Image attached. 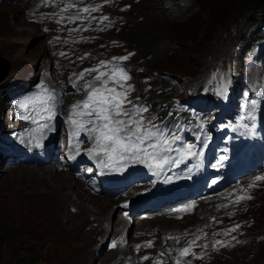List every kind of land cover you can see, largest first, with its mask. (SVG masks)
I'll list each match as a JSON object with an SVG mask.
<instances>
[{
    "label": "rangeland",
    "instance_id": "obj_1",
    "mask_svg": "<svg viewBox=\"0 0 264 264\" xmlns=\"http://www.w3.org/2000/svg\"><path fill=\"white\" fill-rule=\"evenodd\" d=\"M136 1L137 0H124L123 4H129L130 9L132 3L131 10L135 9L143 11V8L136 6ZM174 3H179L177 5L178 9L176 7L168 9L170 5ZM206 4H208V6H205ZM33 5L36 7V4ZM84 5L90 4L87 0H83L82 6ZM96 5H99L98 11L100 13L107 12V10L100 4H95V6ZM155 6L163 8L165 15H162V18H166V22L161 23L158 28L157 39L162 38L166 43L171 45V48H169L170 53L175 51L178 44L180 45V53H183V55L178 56L172 61L169 60V53V57L164 58L162 62L164 65L175 67L187 75V77L180 78L175 76L172 77L178 79V86L181 89L184 86L189 87L191 84L198 82L205 75L207 68L211 65L218 67L221 77L230 74L232 70L236 72L237 76L244 73L246 59L242 58V56L246 52V49L244 48L241 52L240 48L243 44L246 46H249L250 44V40L245 36V32H254L256 28L259 30V24L264 22L263 16L258 14L254 17L250 15V10H245L242 13V16L239 17L238 10L241 9L242 2L226 3L225 1L220 0H156ZM1 7H3L5 13H10L11 8L18 9L19 14L24 17L26 21L25 23L31 28L27 27L26 33L21 34L20 31L14 33L9 31V28V30L7 29L5 21L0 20V81L4 79L0 82V87H4L6 80L9 81L15 79L21 82L24 81L21 79H27L31 75L32 77H36L38 70L42 67H46L48 62L55 67V51L52 48L54 39L68 36L70 34L68 29L57 24L51 28V30L56 33H49L46 29L54 24V22L49 23L51 18L42 22H30L26 19L24 12L31 7L29 5L19 7L9 4H0V8ZM40 14V12L34 13L35 17H38ZM208 16H210V18H208ZM127 17H130V15L128 14ZM193 17H196L199 21L195 22L194 20H191ZM189 25H192L190 27L194 30L195 28H198V26H203L206 35L205 41H207V45L204 46L206 47H196L186 39L179 40V34L185 33V26L189 27ZM33 26L36 27L34 30H32ZM122 27H124V23L120 25L119 32L121 33L118 37V46L114 47L112 51L110 45L114 40L115 35L105 33L100 34L97 37V33H93L82 37V40L88 43L96 41L99 46L95 48V51L101 54V58H98L97 62L92 63V67L96 66L102 60L109 61L110 55L117 56L126 53L125 51L134 50V48L131 49L130 46L129 48H124V41L130 40L131 37L125 34ZM18 28L20 29H17L16 27V30H21V28L24 27ZM179 41L184 42L180 44L178 43ZM49 42L50 47L48 46ZM120 47H122V50ZM87 48L93 47L88 45ZM184 56H186V60L184 59ZM141 58V55L138 54V63H141L142 67L149 73V85L152 90L151 93L153 97L156 98L155 94H158L157 92L160 90L158 84L161 83L154 78L159 75V71L153 70V68L157 67V64L156 62L150 63L148 68L153 71H149L146 62ZM132 62L133 61L131 60V65ZM221 66L225 67L222 68ZM46 69H48V67H46ZM239 71L240 73H237ZM140 72L141 71H136L134 74V80L137 84L140 83V77L144 75ZM53 73V82H58L60 87L68 89L69 83L60 77L59 71L56 70L53 71ZM46 75L49 77L48 70L46 71ZM161 75L170 77L167 73H162ZM143 81H147V79H144ZM181 95H179V97H182ZM71 98L72 94L70 92L65 95L62 101L63 110H66L67 106H65V103ZM2 107H4L3 102L0 101V121L3 125L5 123V118L2 113ZM61 114H64V111H61ZM178 135L181 137V140L177 142H181L182 144H192V140L188 135ZM31 169H34L35 172L41 171V169L35 167L26 169V171L21 167L7 169L3 167L0 162V264H16L15 260L10 262L13 259L11 257L14 255L10 254V247L4 244L1 239L4 233H7V237L14 238L15 244L13 250H20L18 251L20 259H23L22 250H28L33 253L30 257L34 261L33 264L58 263L57 259L54 258L55 255L50 256L49 254L42 253L43 250L41 244H39L41 240L38 234L27 232L26 229H23V227L16 223V217L6 211V206L10 202L6 197V194L10 191L13 192L14 188L20 182H22V185H26L32 180L30 184L35 183L36 187H41L39 181L41 179L39 177L40 174H38L39 176L36 178L26 176V172H31ZM64 171L66 172L65 169ZM66 173L72 176L70 172ZM73 185L76 187L79 186L83 189L81 194L84 193L85 195H89V193L84 190L82 184L75 181ZM224 196L225 195L222 197ZM247 197L250 198L245 199L240 203H234L235 200L228 201L224 199L203 202L196 209L195 213L189 216V218H184L183 220H178L177 218H170L172 220H169V218H167L168 221H166L162 227L153 222L148 224L149 228L146 229L151 233H155L162 229L165 231L166 237L180 238L179 243H177L176 239H169L168 248L172 245L176 250L186 246L188 241L199 236L200 239L198 241L200 244V252H204L206 255V259L204 260L205 263L203 264H264V181L253 186ZM95 198L104 199L102 197ZM112 201L116 203L119 202V200ZM200 206L202 208H200ZM89 207H91V205H89ZM73 211H75V208L70 206L66 207L67 213L72 212V214H74ZM118 211L117 208L115 212L108 214L106 221H104V228H107L108 233L106 238H112V240L118 236V232L120 233L123 227L127 225L125 224L126 221L122 220L118 224L117 230L114 228V230L112 229L109 231L108 226L112 225V227H114L115 223H117V219L120 217ZM203 211L206 212L200 213ZM90 222L91 226L96 228L98 222H94V217H90ZM136 225L131 228L129 234V239L132 244L139 243L142 240L154 239L152 236H150V238H136V232H140L137 231ZM235 225H239L235 232H229L227 235H224L225 231L231 229ZM214 229L216 230L212 231ZM7 237H5V239ZM203 237H207V239H204ZM104 240L100 243V238H95L92 256L85 261V264H127L132 258L138 259L140 256L139 254H136L137 250H135V248L133 250V245L125 248L123 254L118 255V247L112 251L106 252L104 251L106 246ZM218 240L222 241V244H215ZM161 244L162 243L159 245ZM214 244L215 247H213ZM205 245H207V247H205ZM127 255H132V257L129 260H126ZM113 256H118L116 261L111 263L107 261L108 259H112ZM191 260L198 262L196 258H192ZM207 260H209L210 263H208ZM134 262L135 260L133 259L131 263L134 264Z\"/></svg>",
    "mask_w": 264,
    "mask_h": 264
},
{
    "label": "bare ground",
    "instance_id": "obj_2",
    "mask_svg": "<svg viewBox=\"0 0 264 264\" xmlns=\"http://www.w3.org/2000/svg\"><path fill=\"white\" fill-rule=\"evenodd\" d=\"M103 1L104 0H100V5L104 7L107 12L100 13L98 10L93 12L91 17H95L96 19H94L86 32H84V30L70 31V29L73 28L84 29L83 23L78 22L72 28L69 26L64 27L68 29L71 35L69 34L68 36L54 39L52 46L55 51L54 57L56 59L54 64L55 67L61 68V70H59L60 77L69 83L68 89L71 90L72 99L76 98L82 101L85 98L84 91H78V89H82L85 81L90 80L96 73H92L91 76L85 75L84 79H77V77L84 69L92 68L91 64L97 62L98 58H101V54L95 51V48L99 47L97 42L88 43L82 40V37L93 33H97V37L105 33L115 35L114 40L117 37L116 24L120 7L116 6L115 2L104 3ZM31 7L35 8L34 5ZM10 10V13H5L3 7H1L0 20L6 22L7 29H10H8L9 31L14 33L20 31L21 34L26 33V28L30 26L25 23L24 17L19 14L18 9L11 8ZM54 12L55 13H47V19L51 18L49 23L54 22V24L46 30L49 33L55 34L56 32L51 30V28L60 23H57V20H59L58 12ZM105 15H108V20L101 19ZM16 27L17 29H20L18 27L24 28L16 30ZM35 28L36 27L33 26L32 30ZM50 42L48 43L49 47ZM88 45L93 48H87ZM60 53H65V55H60ZM3 80L4 79L1 81ZM65 106H67L66 109L69 108V101H66ZM85 136L87 137V135ZM21 168L26 171V169L32 167L25 166ZM31 172H26V176L36 178L39 176L38 174H40L39 177L41 179L39 181L41 187H36L35 183L30 184L32 180H28L29 183L26 185H22V182H20L14 188L13 192L10 191L6 194L7 199L10 201L6 206V211L14 215L16 217V223L23 227V229H26L27 232L38 234L41 240L39 244H41L42 253L49 254L50 256L55 255L54 258L57 259V264H85V261L92 256L95 238H100V243L106 239L108 233L107 228H104V221H106L108 214L117 210L118 203L105 198L104 200L95 198L91 195H85L84 193L81 194L83 189L79 186H74L73 183L75 181L73 176L67 174L62 169L47 167L37 172L31 169ZM241 180L243 181L241 182ZM244 182H246L245 178L239 176L234 182V185ZM202 203L203 202L200 204ZM89 205H91V207H89ZM67 206L75 208L74 214H72V212H70L71 214L66 212ZM200 208L202 207L200 206ZM205 212L206 211L200 213ZM90 217H94V222H98H96V228L91 226ZM186 218H189V216ZM122 220L126 221V219L119 217L114 228H117ZM166 221H168V219L164 217H154L152 219L140 221L136 225L137 231L149 228L148 224L153 222L162 227ZM118 249V255L124 253V248L118 246ZM117 258L118 256H113L112 259H108L107 261L111 263L116 261ZM132 260H129L127 263Z\"/></svg>",
    "mask_w": 264,
    "mask_h": 264
},
{
    "label": "snow or ice",
    "instance_id": "obj_3",
    "mask_svg": "<svg viewBox=\"0 0 264 264\" xmlns=\"http://www.w3.org/2000/svg\"><path fill=\"white\" fill-rule=\"evenodd\" d=\"M42 2L46 5L53 4L60 7L61 13L75 9L74 14H69L67 17L61 15L57 23L65 21L75 23L76 21L96 19L83 14L96 12L99 8V5L78 6L83 3V0H42ZM101 19L108 20V17L103 16ZM77 30L86 29H70V31ZM60 55H65V53H60ZM127 59V56H123L113 57L110 61L102 60L96 66L86 68L79 73L77 79H84L85 75L91 76L92 73H96V75L92 76L90 80H86L82 89H78V91H84L85 98L71 106L68 116V123L72 128L70 146L78 149L79 143L72 145V139L83 133L92 142V146L87 151L91 157L97 160L98 167L119 169L126 167L130 161H134L145 164L154 170L155 174L164 170L166 165L181 162L186 156L198 155L193 151L195 146L192 144L174 148L173 145L180 141L181 137L164 125H156L154 118H145L143 114L148 111V108L135 105L128 99V95L132 91V86L127 84L130 76L120 66V62ZM55 101V94L41 86L39 93L28 96L18 103V107L23 113L20 115V119L29 120L32 124L38 125L33 131L42 133L49 127L47 122L51 121L55 115L57 107ZM173 152L179 153V156L173 158L170 155ZM261 180H264V176L255 177V181ZM253 186L254 183L249 185V187ZM248 198L250 197L238 196L234 203ZM178 211L181 210L178 209ZM238 227L239 225H236L225 231L224 235L235 231ZM169 239H176L179 243L180 238L169 237ZM199 239L200 237L197 236L188 241L185 247L177 250L178 255L174 264H181L182 258L195 255L191 249ZM215 244H222V242L218 240ZM111 246L115 247L116 243L113 242ZM146 246L151 247L152 241H148ZM139 248L140 245H137V249ZM166 254L161 252L160 256ZM142 259L147 260L149 257L145 256ZM154 264H163V261L156 260Z\"/></svg>",
    "mask_w": 264,
    "mask_h": 264
},
{
    "label": "trees",
    "instance_id": "obj_4",
    "mask_svg": "<svg viewBox=\"0 0 264 264\" xmlns=\"http://www.w3.org/2000/svg\"><path fill=\"white\" fill-rule=\"evenodd\" d=\"M228 2H242V7L240 10H238V16L241 17L242 13L245 10H250V15L256 17L258 14L261 16L264 15V0H220ZM136 6L143 8V11H138L135 9H132V3L131 8L127 10L125 18L123 20L124 27H122V30L124 29L125 34L129 35L131 37L130 40L124 41V48L131 49L134 48L135 54H136V60L138 57V54L141 55V59L146 62L147 69L151 71L152 69L148 68V65L150 63L157 64V67L153 68V70L159 71V75L155 76L154 78L157 81H160L161 83L158 84L159 89L161 90L160 94H155V97L163 96L162 92L164 89H166L169 86V83L166 79L162 78V73H167L170 77H187L184 72L180 71L179 69L175 67H168L164 65L163 59L169 57V48H171V45L166 43L162 38L157 39L158 36V28L160 27L161 23L166 22V18H162V15L164 14L163 8L159 6H155L156 0H137ZM178 5L177 3L174 4ZM205 6H208L206 4ZM209 9V8H207ZM206 9V10H207ZM130 15V17H127V15ZM210 18V16H208ZM191 20H194L195 22H198L199 20L196 17H193ZM189 25V27L185 26V33L179 34V40L186 39L187 41H190L194 46L196 47H206L204 45H207V41H205V31L203 30V26H198V28L192 29ZM119 32L117 36H120ZM248 34V33H247ZM169 35V34H168ZM249 36V34H248ZM184 41H179L178 43H183ZM192 45V46H193ZM244 45V44H243ZM197 53V52H196ZM183 55V53H180V45L178 44L177 48H175V51L173 53H170L169 60H173L177 58L178 56ZM184 59L186 60V56H184ZM138 61V60H137ZM152 70V71H153ZM147 71V70H146ZM155 71V72H156ZM158 73V72H157ZM149 74V73H148ZM166 77V76H165ZM167 92V91H166ZM176 93L177 91L169 90V93ZM162 94V95H161ZM164 97V96H163ZM167 100V98L164 99V101ZM7 233H4L2 236V241L4 244H6L8 247H10V254L14 255L12 260L10 258V262L13 260L16 261V264H33L34 261L30 258L33 253L28 250H22V257L23 259H20L19 252L20 250H13L15 240L13 237H7ZM5 237H7L5 239ZM14 252V253H13Z\"/></svg>",
    "mask_w": 264,
    "mask_h": 264
},
{
    "label": "clouds",
    "instance_id": "obj_5",
    "mask_svg": "<svg viewBox=\"0 0 264 264\" xmlns=\"http://www.w3.org/2000/svg\"><path fill=\"white\" fill-rule=\"evenodd\" d=\"M166 77L167 78H171L170 80L171 81H169V80H167L166 79ZM164 76L163 78L164 79H166L167 81H168V83L169 84H172L173 82H177V84L179 83L178 82V79H175V78H172V77H168V76ZM263 85H264V83H263ZM183 95H185V93L183 94ZM185 97H183V99H184ZM182 101V100H181ZM256 102H259V103H264V94H263V97H261L260 98V100H258V101H256ZM263 128V132H264V126L262 127ZM253 141V139H250V140H248L247 141V143H250V142H252ZM262 164H264V160L262 161ZM254 175H258V176H264V165L262 166H258V168H257V170H255V171H251V174H250V176H254ZM262 181H264V180H261V181H259V182H262ZM222 242V241H221ZM207 262L208 263H210V261L209 260H207ZM205 263V262H204Z\"/></svg>",
    "mask_w": 264,
    "mask_h": 264
}]
</instances>
